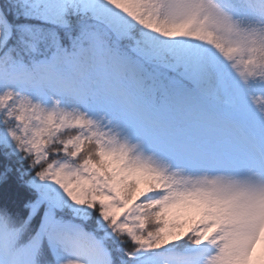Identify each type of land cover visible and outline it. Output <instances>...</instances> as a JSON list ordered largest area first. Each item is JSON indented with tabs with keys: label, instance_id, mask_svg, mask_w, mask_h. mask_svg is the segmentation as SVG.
Listing matches in <instances>:
<instances>
[{
	"label": "snow or ice",
	"instance_id": "1",
	"mask_svg": "<svg viewBox=\"0 0 264 264\" xmlns=\"http://www.w3.org/2000/svg\"><path fill=\"white\" fill-rule=\"evenodd\" d=\"M0 264H264V0H0Z\"/></svg>",
	"mask_w": 264,
	"mask_h": 264
},
{
	"label": "trees",
	"instance_id": "2",
	"mask_svg": "<svg viewBox=\"0 0 264 264\" xmlns=\"http://www.w3.org/2000/svg\"><path fill=\"white\" fill-rule=\"evenodd\" d=\"M6 164L13 169L19 167L15 160L5 161L0 157V173L4 171ZM24 192L15 171L9 173L6 180H0V207L7 205L12 211L22 210Z\"/></svg>",
	"mask_w": 264,
	"mask_h": 264
}]
</instances>
